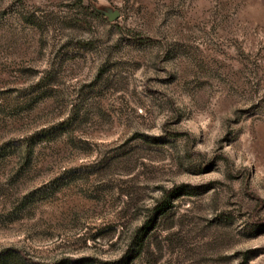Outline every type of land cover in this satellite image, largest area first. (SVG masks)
I'll list each match as a JSON object with an SVG mask.
<instances>
[{"label": "rangeland", "instance_id": "rangeland-1", "mask_svg": "<svg viewBox=\"0 0 264 264\" xmlns=\"http://www.w3.org/2000/svg\"><path fill=\"white\" fill-rule=\"evenodd\" d=\"M7 248L264 264V0H0Z\"/></svg>", "mask_w": 264, "mask_h": 264}, {"label": "trees", "instance_id": "trees-1", "mask_svg": "<svg viewBox=\"0 0 264 264\" xmlns=\"http://www.w3.org/2000/svg\"><path fill=\"white\" fill-rule=\"evenodd\" d=\"M138 246L143 248V241H139ZM24 261L23 255L17 249L7 248L0 252V264H26Z\"/></svg>", "mask_w": 264, "mask_h": 264}, {"label": "water", "instance_id": "water-1", "mask_svg": "<svg viewBox=\"0 0 264 264\" xmlns=\"http://www.w3.org/2000/svg\"><path fill=\"white\" fill-rule=\"evenodd\" d=\"M116 17H118V14H114V15H112L111 19L113 20V19H115Z\"/></svg>", "mask_w": 264, "mask_h": 264}]
</instances>
